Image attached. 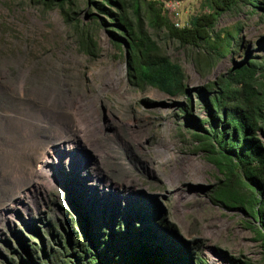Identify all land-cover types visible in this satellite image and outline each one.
Returning a JSON list of instances; mask_svg holds the SVG:
<instances>
[{
	"label": "rangeland",
	"instance_id": "obj_1",
	"mask_svg": "<svg viewBox=\"0 0 264 264\" xmlns=\"http://www.w3.org/2000/svg\"><path fill=\"white\" fill-rule=\"evenodd\" d=\"M150 1L141 0L145 16ZM159 1L173 21L168 4L174 0ZM46 2L0 0V264H75L82 245L97 253L108 246L101 241L118 243L130 228L165 222L203 264H261V241L250 227L259 222L213 200L224 176L200 147L194 127L209 119L198 89L233 65L264 55V18L242 2L224 11L215 30L236 34L239 43L205 69L198 64L207 63V51L147 23L162 52L185 74L193 101L187 113L185 95L130 80L125 47L96 23L94 17L103 16L87 0H67L68 15ZM180 2L184 24L213 11L211 0ZM76 21L96 35L97 56L80 48ZM75 116L87 123V137L77 153L62 156L58 150L79 135ZM210 122L216 120L203 129ZM53 149L57 153L50 155ZM44 155L51 157L52 173L39 169ZM179 162L186 178L170 183L169 168ZM102 233L111 237L102 239Z\"/></svg>",
	"mask_w": 264,
	"mask_h": 264
},
{
	"label": "trees",
	"instance_id": "obj_2",
	"mask_svg": "<svg viewBox=\"0 0 264 264\" xmlns=\"http://www.w3.org/2000/svg\"><path fill=\"white\" fill-rule=\"evenodd\" d=\"M66 1L49 0V3L56 2L68 15ZM87 2L103 16L100 21L96 17L94 20L106 28L112 42L119 48L125 47L130 80L139 86L157 87L170 96L185 95L183 110L187 113L192 110L193 101L185 84V74L177 62L162 52L147 23L156 29L165 28L169 36L182 45L207 51V63L198 64L205 69L233 52L239 43L236 34L228 32L221 36L215 30L216 21L224 11L242 2L250 13L257 12L264 18V0H211L213 11L193 16L182 27H176L171 21L164 1H150L147 16L142 12L141 0ZM74 27L80 48L97 56L96 35L77 21ZM198 96L209 119L216 122H210L209 127L203 129L202 124L209 119H201L194 127V134L208 159L224 176L213 190L212 198L226 207L244 209L251 218L258 220V226L250 227L255 238L261 241V264H264V139L261 136V133L264 135V55L233 65L227 73L199 88ZM169 225L165 222L157 228H130L121 234L118 243L101 241L108 246L97 253L92 252L90 245H82L72 257L73 261L75 264H203L201 256L194 257L182 248L173 234L175 229ZM93 226L97 230L103 228L101 224L93 223ZM161 230L171 236H162ZM109 237L110 234L102 233V239Z\"/></svg>",
	"mask_w": 264,
	"mask_h": 264
},
{
	"label": "bare ground",
	"instance_id": "obj_3",
	"mask_svg": "<svg viewBox=\"0 0 264 264\" xmlns=\"http://www.w3.org/2000/svg\"><path fill=\"white\" fill-rule=\"evenodd\" d=\"M75 126H76V130L78 131L79 135H78V137L76 139L71 140L69 145L67 147H65L64 150H58V152H60V154L62 156L64 155V156H67V157H71L75 153H77V148L80 147V143L83 144L84 137L87 135V132H88L87 123H85V122L80 123V121L77 118V124ZM50 151H51L50 155L51 154L54 155V154L57 153V150H54V149L50 150ZM50 158L51 157H49L47 155H44V157L40 161L39 169L52 173L53 169H52V167L50 166V163H49L50 162ZM185 170H186V165L183 164V163H180V162L177 163L176 166L170 167L169 168V173L167 175L168 181L170 183H174L175 184V183L179 182L180 180H183L184 178H186Z\"/></svg>",
	"mask_w": 264,
	"mask_h": 264
},
{
	"label": "built area",
	"instance_id": "obj_4",
	"mask_svg": "<svg viewBox=\"0 0 264 264\" xmlns=\"http://www.w3.org/2000/svg\"><path fill=\"white\" fill-rule=\"evenodd\" d=\"M180 4H181L180 0H174L168 4V9L169 8L171 9L170 12L173 18V23L176 27H182L184 25V23L180 22L181 20L180 18L181 5Z\"/></svg>",
	"mask_w": 264,
	"mask_h": 264
}]
</instances>
